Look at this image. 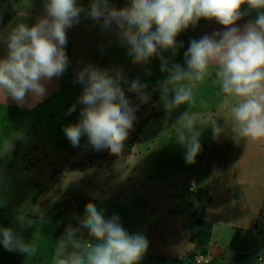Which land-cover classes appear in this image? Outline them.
<instances>
[{"label": "crops", "instance_id": "obj_1", "mask_svg": "<svg viewBox=\"0 0 264 264\" xmlns=\"http://www.w3.org/2000/svg\"><path fill=\"white\" fill-rule=\"evenodd\" d=\"M109 2L121 8L130 0ZM72 31L76 43L67 53L73 60L69 65L74 81L77 72L89 64L119 70L127 99L138 111L149 114L153 110L156 118L144 121L132 142L129 135L125 141L130 144L128 154L110 161L92 148L90 153L84 148L82 155L73 150L67 154L66 138L17 139L11 152L0 153V227L21 233L33 249L24 255L0 244V264H55L58 239L68 224L77 226V217L83 216L89 201L108 217L118 215L130 234L139 232L147 238L149 248L140 264H197L192 261L194 256L208 257L206 264L262 263L264 232L256 230L255 223L264 207V140L240 138L235 142L230 135L214 139L210 129V121L215 119L230 134L231 108L237 98L225 103L220 84L217 91L193 94L190 114L197 117L202 150L194 164H187L185 149L175 143L178 128L171 124L185 108L164 123L163 104L153 100L146 106L128 91L131 82L139 80L147 84L150 99L154 98L160 92V60L134 64L127 46L119 43L115 26L102 29L93 21L78 22ZM6 49L0 41V58ZM47 105L53 111L60 102L51 100ZM33 109L34 103L26 96L20 111ZM32 128L34 123L27 136L35 135ZM60 147L62 151H58ZM104 170L107 174L101 181ZM189 180L198 186L193 194L185 192ZM37 209L45 214L43 219ZM17 216H24L31 226L21 228ZM83 239L95 243L86 230Z\"/></svg>", "mask_w": 264, "mask_h": 264}, {"label": "clouds", "instance_id": "obj_2", "mask_svg": "<svg viewBox=\"0 0 264 264\" xmlns=\"http://www.w3.org/2000/svg\"><path fill=\"white\" fill-rule=\"evenodd\" d=\"M247 9L242 11V6ZM257 12L241 30L235 26L249 11ZM45 15L31 26L17 23L10 27L0 41L6 44L7 54L0 58V94L11 97L18 104L31 95L35 100L45 96L41 81L62 75L70 64L65 51L66 29L80 21L81 13L102 29H117L119 43L127 46V54L134 64H148L151 58L160 60V71L165 73L159 82L160 102L167 123L182 105L194 103L192 87L215 66V76L224 93L225 103L237 98L231 108L233 123L230 134L215 119L210 121L214 139L230 135L264 140V0H130L121 8L109 0H91L85 9L77 0H44ZM201 19L215 20L224 26L223 32L190 40L184 52V65L165 58L173 57L183 47L177 37ZM124 77L119 70L109 71L89 64L77 72L75 83L83 86L78 97L83 107L79 121L64 126L63 132L73 147L80 146L82 137L95 151H106L119 156L125 141L134 129L137 106L125 96L121 86ZM147 84L131 82L128 91L134 92L141 103L150 95ZM76 111V104L68 114ZM178 128L175 143L185 149L187 164H194L202 150V133L196 128L197 117L187 109L171 119ZM41 219L44 213L37 209ZM21 228L31 226L24 216H17ZM95 243H85L84 235ZM0 244L8 251L24 255L33 251L23 235L11 227H0ZM149 248L142 233L130 234L118 215L106 216L89 201L77 226L68 224L57 241L55 264H140Z\"/></svg>", "mask_w": 264, "mask_h": 264}, {"label": "rangeland", "instance_id": "obj_3", "mask_svg": "<svg viewBox=\"0 0 264 264\" xmlns=\"http://www.w3.org/2000/svg\"><path fill=\"white\" fill-rule=\"evenodd\" d=\"M91 0H77V4L83 6L87 9L90 6ZM115 4V3H114ZM247 9V5L242 6V11ZM45 15L44 12V0H17V3L14 8V12L11 15V18L6 20L5 22H1L2 14L0 15V29L3 28V35H6L7 31L10 27L15 26L17 23H26L31 26L37 22V20ZM257 12L255 10H251L245 15L241 20L237 21L235 26L240 27L243 30L244 26L249 22L255 20ZM91 22L92 20L86 15V13H81L80 21L82 23ZM225 30L224 26L220 25L215 20H206L201 19L195 27L190 26L187 30L183 31L177 37V42L182 43L183 47L178 50V53L173 57L170 55H165V58L172 60L175 63H179L184 65V52L187 51L190 40L197 39L199 40L202 36L212 35L215 32H223ZM67 35V44L65 46V51L67 53V49L70 45H75V35L72 31V27L66 29ZM7 49L2 57L6 56ZM68 55V53H67ZM71 59V58H70ZM71 59V63H72ZM160 78L158 81L164 79L165 73H162L159 69ZM73 67L72 64L69 65L66 71L58 76L52 78L50 81H41L46 89L45 96L40 100H35L31 95H28L31 98V101L34 103L33 111H27L22 113L20 111L21 104H18L11 97H6L4 100L3 95L0 94V153H5L7 151L14 149L15 142L17 139H20L24 142L30 141L34 139H49V140H60L66 138L63 128L68 124H75L79 121V111L83 107V105L79 104L78 97L82 92L83 86L75 83L73 79ZM215 66H210L208 70V74L205 78L195 84H190L192 87L193 94L197 92H209V91H217L219 82L215 81ZM157 83V82H154ZM49 96H54L49 100ZM154 98L150 99V103H145L146 106L148 104H152L153 100H155L158 105L160 102V92L154 94ZM54 101L55 104L60 102V105L56 106V108L51 111L48 109L49 101ZM48 101V102H47ZM41 102V104H40ZM76 104V111L68 114V109L71 105ZM37 107L39 108L37 110ZM151 110L154 109V105L151 106ZM182 108H185L190 113V105H182ZM189 107V108H188ZM161 112H163V105L160 108ZM158 112V110H157ZM137 119L134 123V129L130 132V141L132 142L138 137L139 129L142 123L148 120L151 117H155L152 112L149 114L144 113L142 110L135 113ZM34 123L35 135H28V131L31 130V124ZM159 125V122H158ZM51 138V139H50ZM87 137H82L80 140L79 147H71L70 141L67 140V154H70L72 150L77 155H82L84 153L83 149L88 148V152L90 153L91 146L87 143ZM129 142L125 143V147L123 152L119 156H124L130 152V144ZM73 148V149H72ZM62 151V147L58 149V151ZM64 151V150H63ZM8 152V153H9ZM30 153L27 154L29 156L28 162L33 161V150L30 149ZM98 155L105 154L108 161L117 158L118 156L109 155L106 151H96ZM26 156V157H27ZM106 170V169H105ZM101 172V181L107 172ZM190 180L187 183L185 188V192L187 193V189L190 184ZM195 182V181H194Z\"/></svg>", "mask_w": 264, "mask_h": 264}, {"label": "trees", "instance_id": "obj_4", "mask_svg": "<svg viewBox=\"0 0 264 264\" xmlns=\"http://www.w3.org/2000/svg\"><path fill=\"white\" fill-rule=\"evenodd\" d=\"M17 0H0V15L2 14L1 22H5L6 20L11 18V15L14 12L15 5ZM255 229L264 232V207L259 211L258 217L255 223ZM262 263L264 264V258L262 259Z\"/></svg>", "mask_w": 264, "mask_h": 264}, {"label": "built area", "instance_id": "obj_5", "mask_svg": "<svg viewBox=\"0 0 264 264\" xmlns=\"http://www.w3.org/2000/svg\"><path fill=\"white\" fill-rule=\"evenodd\" d=\"M197 184L196 182L194 181H191L190 184H189V187L187 189V194H193L196 190H197ZM209 258H205V257H202V256H194L192 261L194 263H197V264H206L209 262Z\"/></svg>", "mask_w": 264, "mask_h": 264}]
</instances>
